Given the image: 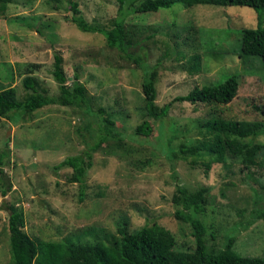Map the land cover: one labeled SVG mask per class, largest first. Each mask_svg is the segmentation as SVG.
<instances>
[{
	"label": "rangeland",
	"instance_id": "obj_1",
	"mask_svg": "<svg viewBox=\"0 0 264 264\" xmlns=\"http://www.w3.org/2000/svg\"><path fill=\"white\" fill-rule=\"evenodd\" d=\"M75 2L85 22L105 30L112 27L116 0ZM70 18L63 0L56 5L45 0H9L0 15V90L14 88L21 101L30 94L22 80L30 77L39 91L53 95L56 54L65 85L81 84L88 99L87 113L49 105L14 123L0 118V264L10 262L8 206L22 213V232L35 244L108 245L119 239L116 230L122 226L125 233L133 234L156 225L172 235L174 251L191 253V229L173 217L180 208L171 197L181 186L187 192L208 190L207 204L198 217L205 228L207 252L215 254L227 238H233L232 251L237 255L264 257V222L256 216L264 211V166L245 170L225 157L223 164L211 165L205 175L198 158L178 153L180 146H191L199 138V121L264 123L262 63L257 57L239 58L238 31L254 29L256 13L247 7L188 8L174 2L167 9L129 14L123 20L126 38L134 46L130 53H143L148 68L157 69V107L194 86L216 85L235 75L236 95L229 103L174 102L160 122L144 117L142 71L107 48L100 34L79 32ZM179 50L200 55L198 74L183 71L184 61L175 58ZM104 118L113 123L119 139L107 140L91 154L79 197L78 184L70 181L71 170L54 167L79 155L86 143L92 144ZM144 120L151 128L149 136L135 135V127ZM244 141L262 145L264 137Z\"/></svg>",
	"mask_w": 264,
	"mask_h": 264
},
{
	"label": "trees",
	"instance_id": "obj_2",
	"mask_svg": "<svg viewBox=\"0 0 264 264\" xmlns=\"http://www.w3.org/2000/svg\"><path fill=\"white\" fill-rule=\"evenodd\" d=\"M49 4H57L61 0H45ZM70 11V22L81 33H96L104 38L107 48L117 51L126 61L131 62L142 71L141 93L143 96L144 117L153 121H162L171 103L187 102L189 104L225 105L236 95L237 82L235 75L227 76L216 85L194 86L183 96L174 97L161 107L154 104L156 67L148 68L144 55L130 53L131 40L126 38L123 20L129 14H143L167 9L174 2L185 7L194 5H211L220 7H247L256 13L254 29H240L239 58L257 57L262 63L264 77V28L263 16L264 0H143L134 6L137 0H116V18L109 30L97 25L88 24L81 17L75 0H63ZM9 0H0V15L4 13ZM193 35L195 32L191 31ZM193 37V36H191ZM187 41V38L184 39ZM177 61H184L183 71L188 75H196L201 70V58L197 52L189 54L183 50L175 52ZM187 55V56H186ZM60 58L53 55L52 78L56 83V92L48 95L37 89L32 78H24L22 87L30 94L18 101L14 88L0 90V118L14 123V120L24 114L32 113L49 105L72 107L87 113L88 99L81 84L68 88L59 68ZM102 110L98 109L97 114ZM113 123L102 119V128L92 144H85L86 148L77 156H71L59 162L54 169L67 167L71 170L70 181L78 184L79 197L83 195V177L85 170L90 168L91 154L107 140H118L117 132L112 129ZM198 139L191 146H180L178 153L182 157L199 159V165L206 175L211 165L223 164L225 157L238 161L243 169L260 165L264 166V144H251L246 139L264 137V123L259 121H229L220 118H209L199 121L196 125ZM151 132L149 122L144 120L134 129L137 136L147 137ZM3 155H0V166ZM192 164H196L191 161ZM3 193V191H1ZM207 188L200 187L194 192H187L185 187H177L171 197V203L179 206L173 217L187 224L191 229L194 250L191 253L174 251V239L165 229L152 225L142 227L133 234L125 233L122 226L116 230L119 239L112 244L101 242L81 244L75 242H39L33 243L22 232L23 215L13 206H8L7 230L9 233L10 262L9 264H264V257H241L232 251L233 238H227L223 248L215 254L207 252L204 243L205 228L198 218L207 204ZM80 200V198H79ZM191 212L192 214L190 215ZM264 222V211L257 215Z\"/></svg>",
	"mask_w": 264,
	"mask_h": 264
}]
</instances>
